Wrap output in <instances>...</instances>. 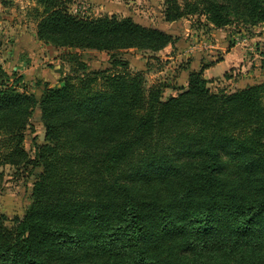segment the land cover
<instances>
[{"label":"trees","instance_id":"1","mask_svg":"<svg viewBox=\"0 0 264 264\" xmlns=\"http://www.w3.org/2000/svg\"><path fill=\"white\" fill-rule=\"evenodd\" d=\"M32 1L39 41L109 53L112 68L77 61L39 97L0 68V168L34 176L22 216L8 225L0 213V264H264V81L212 92L208 64L185 87L147 86L118 54L173 47L169 33ZM162 14L249 31L264 24V0H164ZM259 57L264 72V44ZM167 88L177 93L163 99ZM36 111L44 143L30 156Z\"/></svg>","mask_w":264,"mask_h":264},{"label":"rangeland","instance_id":"2","mask_svg":"<svg viewBox=\"0 0 264 264\" xmlns=\"http://www.w3.org/2000/svg\"><path fill=\"white\" fill-rule=\"evenodd\" d=\"M35 7L32 0H0V28H2L0 51L3 52L8 48L12 51L15 43H21L18 39L20 33L27 41L32 38L37 41L35 43L41 42L36 36V21L33 16ZM68 9L70 13L79 18L103 15L129 16L141 25L156 27L173 36L176 39L175 44L173 47H166L174 49L177 45L176 51H172L177 52L173 55L175 56L173 59H168V54H162L164 50L154 54L134 48L119 52L118 57L128 62L127 67L131 72L143 74L147 86L166 83L175 88L185 87L187 71L193 68L199 70L201 66L208 64L203 70V76L207 79V87L212 92L221 89L233 92L264 81V72L260 69L259 57V50L264 44V24L253 26L247 31L236 25L214 29L210 25H205L203 18L196 16L182 18L175 22H164L162 14L164 0H70ZM27 43L24 42V45L21 43V48H23L21 52L24 56L31 54L30 49H26ZM233 43H240L235 54L239 53L244 58H240V61L235 62V66L227 71L223 73L217 71L214 77L207 78L204 71L219 62L222 55L230 51ZM43 44L41 47L39 44L37 48L33 47L37 50L35 51L37 58L36 61L32 60L37 65L34 73L39 75V72L44 70L43 76L35 78L36 82L32 84L23 79L26 90L34 93L36 97L41 95L44 79L52 86L61 85L59 78L62 79L71 73L77 61L84 62L89 70H110L112 68L109 53L57 48ZM193 48H195L194 52L185 53ZM72 54L76 55L77 60L67 58ZM235 54L232 55L235 56ZM29 60L26 58L28 63L26 66L31 65ZM176 93V89L167 88L162 96L166 99ZM33 143L39 145L44 143V129L38 111L31 118V129L25 132L24 146L30 156L33 155ZM0 170L4 173L0 189V213L7 217L8 225H11L15 217L22 216L30 203L34 176L28 175L29 168L16 170L5 166Z\"/></svg>","mask_w":264,"mask_h":264},{"label":"crops","instance_id":"3","mask_svg":"<svg viewBox=\"0 0 264 264\" xmlns=\"http://www.w3.org/2000/svg\"><path fill=\"white\" fill-rule=\"evenodd\" d=\"M1 32H2V28H0V33ZM3 33H5V31H3ZM18 39L21 41L22 45H24V42L25 43L29 42L26 45V47H27L26 49H30L29 51L31 54H29L27 56L22 55L21 51L23 48H21V43H15L16 45H15L14 49H12V51L9 48L3 52L0 51V68L2 70H4L5 72H7L8 74H11L12 72H16L18 76H22L25 81L32 84V82H36L35 78L38 79V76H39V78H41L44 74L43 72H45L44 70H41L39 72V75H37V73H34L35 72L34 70H37V69H35V68H37V65L34 64V62H33L37 58L36 57L37 54L35 52L37 50H34L35 48H33V47L34 46L36 47L38 44L41 47V45L43 43H41L39 41H38L39 43H35L37 41L35 39H32V38L31 39L29 38L28 39L29 41H27V39H25V37L23 35H21V33L19 34ZM239 44L240 43H233V46L230 48V51L228 53H226L225 55H222L221 60L219 62L215 63L213 66L206 69L204 71V75L207 76V78L208 77H214L215 73L217 71H220L221 73H223V72L227 71L230 67L235 66L234 65L235 62H239L240 58H244L243 55H241L239 53L235 54ZM176 46L177 45H175L174 49L165 48L164 51L163 52L161 51V52H162V54H168L167 55L168 59H173L175 57L173 55L175 53H177V52L173 53L174 50L176 51V48H177ZM194 50H195V48L188 50V52L185 51V53H191V52H194ZM25 51H28V50H25ZM169 51L170 52L173 51V52L170 53ZM232 54H235V56H233ZM186 56L188 57L189 55H186ZM176 57H178V55ZM26 58L28 60L30 59L29 61H30L31 65L26 66V64H28L26 61ZM190 70H192V69H190ZM190 70H188V71H190ZM188 71H187V73H188ZM54 72H56L55 69H54ZM43 81H47V80L44 79Z\"/></svg>","mask_w":264,"mask_h":264}]
</instances>
